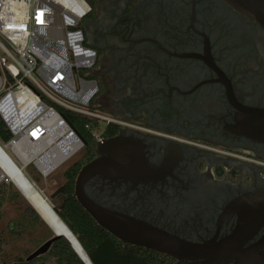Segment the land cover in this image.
Returning <instances> with one entry per match:
<instances>
[{"label": "flooded vegetation", "instance_id": "obj_1", "mask_svg": "<svg viewBox=\"0 0 264 264\" xmlns=\"http://www.w3.org/2000/svg\"><path fill=\"white\" fill-rule=\"evenodd\" d=\"M98 1L82 27L114 121L73 162L104 161L85 193L202 247L150 249L170 264H264V29L224 0Z\"/></svg>", "mask_w": 264, "mask_h": 264}, {"label": "built area", "instance_id": "obj_2", "mask_svg": "<svg viewBox=\"0 0 264 264\" xmlns=\"http://www.w3.org/2000/svg\"><path fill=\"white\" fill-rule=\"evenodd\" d=\"M90 12V0H0V116L12 134L4 146L19 159L36 149L32 161L49 163L72 149L68 161L82 150L60 108L95 120L86 127L97 140L114 121L91 110L100 86L81 25ZM36 166L44 177L57 169Z\"/></svg>", "mask_w": 264, "mask_h": 264}, {"label": "trees", "instance_id": "obj_3", "mask_svg": "<svg viewBox=\"0 0 264 264\" xmlns=\"http://www.w3.org/2000/svg\"><path fill=\"white\" fill-rule=\"evenodd\" d=\"M85 43L89 45L87 42ZM60 111L80 132L85 141H87V148L92 153V148L96 144V138L86 125L91 123L97 124V122L88 116L76 114L64 108H60ZM112 128L110 126L107 127L106 133L110 134ZM11 137L10 130L0 116V143H7ZM83 162V160H78L77 163L70 164L64 171V182L56 192L62 200L58 205H54L53 208L78 239L92 264H170L165 256L150 249L124 244L106 229L98 225L93 217L80 205L74 195V186L76 176ZM29 180L32 182L30 178ZM6 187L9 190L7 194ZM10 192H12L11 197L22 198L28 203L14 183L2 182L0 184V208L6 197L9 199ZM26 210V214L30 220L39 222L42 226L48 228L47 223L30 204H28ZM52 256L56 258L58 264H85L65 237L57 239L50 251L46 255H43L42 260ZM18 261L21 262V259H18Z\"/></svg>", "mask_w": 264, "mask_h": 264}, {"label": "water", "instance_id": "obj_4", "mask_svg": "<svg viewBox=\"0 0 264 264\" xmlns=\"http://www.w3.org/2000/svg\"><path fill=\"white\" fill-rule=\"evenodd\" d=\"M224 1L227 4H229L234 10L238 11L247 18L253 20L264 29V0H224ZM207 57L212 58L209 52ZM71 127L83 138L80 132L72 124ZM100 143L101 142H99V144ZM103 165H104V161L98 159L83 166L82 169L79 171V174L77 175L75 181V191H74V195L77 198L80 205L89 213L90 216L93 217V219L97 222L98 225L106 229L117 239L121 240L124 244H131L134 246L145 247L151 250H155L158 252L171 254V255H185V254L197 255L198 254L197 252L202 250V247L200 246L185 243L180 239H177L171 235H168L158 229H155L147 225L145 222L137 218L128 216L118 211L107 209L96 203L94 200H92L85 193L84 184L87 178L93 172L101 168ZM52 210L53 213H55L54 208H52ZM55 215L58 216L57 213ZM69 231L71 232L70 229ZM60 237L62 236L55 234V236L48 239L40 247H38L33 253H31L26 260L32 261L40 256L46 255L52 248L55 241ZM68 241L85 264H92L88 256L87 257L89 261L87 262L77 252L73 243L70 242V240ZM75 241L79 245H81L76 237H75Z\"/></svg>", "mask_w": 264, "mask_h": 264}, {"label": "rangeland", "instance_id": "obj_5", "mask_svg": "<svg viewBox=\"0 0 264 264\" xmlns=\"http://www.w3.org/2000/svg\"><path fill=\"white\" fill-rule=\"evenodd\" d=\"M98 2L99 4H102L105 0H99ZM99 16L100 9L98 8L96 10L95 19H92V21L88 24L89 27H92L93 23L95 24L98 22ZM87 22L88 19L85 18L81 25L84 26ZM90 34L95 35L97 32L91 31ZM104 57L105 55L103 54L101 58ZM96 74L99 76L98 71ZM101 99L100 94L94 98L91 104V110H98L97 108L101 109ZM0 144L5 148L14 162L23 169L25 175L32 180L37 190L43 194L45 199H47V203L51 206V208H53L54 205H58L62 199L60 195L56 194V192L64 182V171L70 164L79 158L81 151L73 158L63 163L49 176L44 177L39 172L34 161L24 165L22 159H19L10 147L6 148L4 143ZM2 182L10 183L12 181L7 176L4 177L1 175L0 184ZM5 189L7 190V194L9 190L7 187ZM11 193L12 192L9 193V199L6 197V200L0 208V264H14L18 261V259H21V262L24 261L44 242L55 236L54 231L49 227V225L48 228H45L39 222L30 220L26 214V209L28 204H30L29 202L27 203L22 198L11 197ZM52 196H54V198H52ZM41 262H44L45 264H58L56 258L53 256L45 260H41Z\"/></svg>", "mask_w": 264, "mask_h": 264}, {"label": "bare ground", "instance_id": "obj_6", "mask_svg": "<svg viewBox=\"0 0 264 264\" xmlns=\"http://www.w3.org/2000/svg\"><path fill=\"white\" fill-rule=\"evenodd\" d=\"M36 149L29 150L28 154L22 158L24 165L29 164L37 155ZM72 149H68L60 154H58L52 162L42 163L41 160L37 161V165L46 168V171L55 170L60 167L63 162H65L71 153ZM3 175L7 176L19 191L25 196V198L30 202L32 207L38 212L41 218L49 225V227L54 231L55 234L61 235L73 243L77 252L84 258L85 261H89L86 252L75 241L73 233H71L68 227L56 216V212L53 213L51 206L47 203V199L40 193L36 186L29 180V178L23 172V169L18 166L0 144V177ZM48 204V205H47Z\"/></svg>", "mask_w": 264, "mask_h": 264}]
</instances>
